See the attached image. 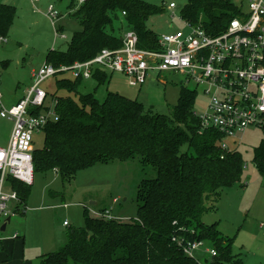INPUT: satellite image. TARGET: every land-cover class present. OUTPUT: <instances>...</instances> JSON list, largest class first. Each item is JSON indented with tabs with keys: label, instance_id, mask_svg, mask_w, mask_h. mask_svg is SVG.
I'll return each mask as SVG.
<instances>
[{
	"label": "trees",
	"instance_id": "16d2710c",
	"mask_svg": "<svg viewBox=\"0 0 264 264\" xmlns=\"http://www.w3.org/2000/svg\"><path fill=\"white\" fill-rule=\"evenodd\" d=\"M69 7L80 29L73 33L66 50L47 52L45 62L49 64L70 65L95 56L105 47H121L122 37L108 30L113 29L118 13L128 30L137 33L140 48H159L161 34L147 23L163 8L148 0H85L79 5L73 0ZM237 12L234 0H188L180 15L184 21L218 34ZM15 18L16 7L0 1L1 36L6 37ZM108 76L104 73L95 79L100 85ZM80 81H57L59 88L74 92L78 100L52 94L57 99L58 120H50L44 127L43 146L34 145V178L55 172L64 181H71L82 169L129 159L156 167L158 175L140 183L134 219L94 217L84 206V225L70 227L67 242L57 251L41 254L40 264H201L173 241L174 235L182 233L180 228L194 230V240L212 242L217 255L206 264H245L232 252L233 238L222 236L216 224L205 226L201 222L205 211L217 208L225 189L242 182L245 162L240 151L224 144L221 132L211 127L201 131L193 110L196 89L182 87L175 109L167 115L118 92L108 91L103 100L95 91L81 93ZM47 109L36 108L39 113ZM254 162L264 173V139L255 148ZM7 180L18 195L15 212L25 214L34 182Z\"/></svg>",
	"mask_w": 264,
	"mask_h": 264
},
{
	"label": "rangeland",
	"instance_id": "374dc122",
	"mask_svg": "<svg viewBox=\"0 0 264 264\" xmlns=\"http://www.w3.org/2000/svg\"><path fill=\"white\" fill-rule=\"evenodd\" d=\"M71 1L38 0L32 3L23 0L8 34L6 37L0 35V90L7 107L17 103L32 87L33 74L44 64L47 52L50 49L66 50L73 33L80 29L79 21L72 15L73 9L69 7ZM187 1L148 0L163 8L160 14L150 17L148 27L158 35L178 29L187 30L180 15ZM171 2L176 4L175 8L169 7ZM75 3L80 4L79 0H75ZM50 4L59 12L56 25L45 13ZM56 29L59 35L64 34L65 37H56ZM108 30L120 37L125 36L128 28L121 14L114 18L113 29L108 27ZM108 75L107 81L100 85L96 79L81 80L79 91H95L100 100L105 98L108 91L118 92L138 99L147 109L153 108L158 113L170 115L178 103L180 89L184 87L196 89L193 103L196 114H203L208 106V96L179 72H151L152 76L139 87L129 85V79L121 73ZM63 78L74 80L68 71L60 72L42 83L41 87L49 93L48 102H52V94L55 93L78 100L74 92L59 88L57 81ZM12 127V120L0 116V145H7ZM223 136L224 144L240 151L243 156L245 168L242 182L225 189L217 208L205 211L201 222L205 226L216 224L222 236L233 238L232 252L239 254L245 264H264V173L254 162L255 148L264 139V129L250 126L241 134ZM43 144L44 133H36L35 147H42ZM157 175L156 167L143 165L138 159L96 164L80 170L71 181H64L55 172L36 174L25 214H14L6 230H0V235L6 239L12 238L16 232L21 237L25 236L26 261L40 264L41 254L56 251L67 242L70 227L84 225V206L94 217H98L94 211L108 209L125 221L134 219L138 211L137 191L140 183ZM49 191H56L57 194L51 195ZM114 198H118L117 202ZM210 203L209 200L206 205L210 206ZM65 220L71 225L66 226ZM1 222L0 219V226ZM21 237L16 239L18 243H22ZM205 246L213 247L210 240H205ZM197 256L204 262L209 253L200 249ZM19 257V253L14 254L11 260L13 264H20Z\"/></svg>",
	"mask_w": 264,
	"mask_h": 264
},
{
	"label": "built area",
	"instance_id": "2783aa9c",
	"mask_svg": "<svg viewBox=\"0 0 264 264\" xmlns=\"http://www.w3.org/2000/svg\"><path fill=\"white\" fill-rule=\"evenodd\" d=\"M84 1L79 0V3ZM234 1L238 12L218 34L185 21L187 30L161 34L158 49H143L138 46L137 33L128 30L122 37L121 47H105L95 56L70 65L54 66L44 62L33 74L32 87L10 107L4 104L0 90V116L13 122L7 145H0L1 225L16 214L15 204L19 200L16 191L9 188L7 177L26 184L34 182V136L42 132L50 120H58L57 99L48 102L47 91L41 85L60 72L70 71L73 79L81 80L95 79L96 75L104 73H121L134 87L142 86L152 76L151 72H179L209 98L206 111L196 114L201 131L211 127L223 135L235 136L250 126L264 129V0ZM169 7L175 8L176 4L171 2ZM47 14L56 25L59 12L54 5H49ZM55 36L65 37L59 35L57 29ZM45 106L48 109L44 112L36 110ZM94 212L98 217L124 220L108 209ZM179 230L182 233L174 235L173 241L186 255L201 264L217 255L216 248L205 246V240L191 238L194 230ZM200 249L209 253L204 262L197 256Z\"/></svg>",
	"mask_w": 264,
	"mask_h": 264
},
{
	"label": "crops",
	"instance_id": "0c3cea01",
	"mask_svg": "<svg viewBox=\"0 0 264 264\" xmlns=\"http://www.w3.org/2000/svg\"><path fill=\"white\" fill-rule=\"evenodd\" d=\"M0 1L4 2L2 0H0ZM30 1L32 3L36 2L34 0H30ZM22 2H23V0H7L4 3L10 4V5H13V6L16 7V18H17V11H18L19 7H20V9L22 8V5H23ZM45 13L48 16L47 10L45 11ZM14 22H15V20H14ZM62 27H63V25H62ZM117 200H118V198H114L115 202H117ZM93 203H95V202H93ZM97 211H101V209L97 210ZM65 221H67V220H65ZM68 223L69 224L66 225V226H70L71 225L70 222H68ZM0 230H1V226H0ZM16 233H18V232H16ZM18 236L19 237H17V238L21 237V235L19 233H18ZM17 238H14V236H13L10 239H6L3 235H0V264H13V261H11V260L13 259V256H14L15 253H19L20 254V257H19L20 264H31L29 260L26 261V259H25L24 245H23L25 243V236L21 237L22 240L20 242H22V243H18V241L15 240ZM47 253H49V252H47Z\"/></svg>",
	"mask_w": 264,
	"mask_h": 264
},
{
	"label": "water",
	"instance_id": "95a60500",
	"mask_svg": "<svg viewBox=\"0 0 264 264\" xmlns=\"http://www.w3.org/2000/svg\"><path fill=\"white\" fill-rule=\"evenodd\" d=\"M11 221V217H8L7 218V221L4 222L2 225H1V231H5L6 230V227H7V224Z\"/></svg>",
	"mask_w": 264,
	"mask_h": 264
}]
</instances>
